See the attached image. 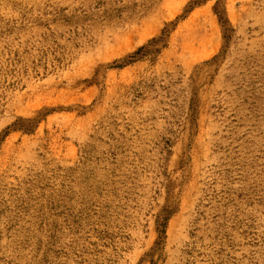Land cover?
Wrapping results in <instances>:
<instances>
[{
  "label": "rangeland",
  "instance_id": "374dc122",
  "mask_svg": "<svg viewBox=\"0 0 264 264\" xmlns=\"http://www.w3.org/2000/svg\"><path fill=\"white\" fill-rule=\"evenodd\" d=\"M0 264H264V0H0Z\"/></svg>",
  "mask_w": 264,
  "mask_h": 264
},
{
  "label": "trees",
  "instance_id": "16d2710c",
  "mask_svg": "<svg viewBox=\"0 0 264 264\" xmlns=\"http://www.w3.org/2000/svg\"><path fill=\"white\" fill-rule=\"evenodd\" d=\"M159 232L163 233L161 230H159Z\"/></svg>",
  "mask_w": 264,
  "mask_h": 264
}]
</instances>
